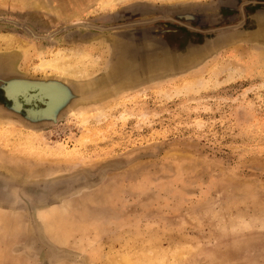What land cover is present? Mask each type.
<instances>
[{
	"label": "rangeland",
	"instance_id": "obj_1",
	"mask_svg": "<svg viewBox=\"0 0 264 264\" xmlns=\"http://www.w3.org/2000/svg\"><path fill=\"white\" fill-rule=\"evenodd\" d=\"M136 20V56L77 25ZM145 263L264 264V0H0V264Z\"/></svg>",
	"mask_w": 264,
	"mask_h": 264
},
{
	"label": "water",
	"instance_id": "obj_2",
	"mask_svg": "<svg viewBox=\"0 0 264 264\" xmlns=\"http://www.w3.org/2000/svg\"><path fill=\"white\" fill-rule=\"evenodd\" d=\"M180 16L184 17L186 20L194 19L193 16L189 13ZM149 22H151V20H136L128 21L119 25L113 24L110 26H98L91 23L81 22V24L77 25H80L82 28L94 29L98 31L114 30L116 32V36L121 40V43H125V52L128 55L136 56L138 55V52L143 53L149 48L148 46L145 47L139 44L143 41H146L144 36L143 38H140L139 36L133 38L135 34L142 33V31L139 29H122H127ZM151 35L154 36L153 32L151 33ZM138 44L141 47H139ZM132 45H138V47H132ZM150 45L160 44H158V42H152ZM2 83L4 97L11 102L13 109L17 111L23 110L26 115L32 119L45 118L54 120L56 112L69 101L71 96L69 88L57 81H28L22 79H13L4 81ZM53 89H55L56 91L60 90L65 92V95L61 100L53 97Z\"/></svg>",
	"mask_w": 264,
	"mask_h": 264
},
{
	"label": "bare ground",
	"instance_id": "obj_3",
	"mask_svg": "<svg viewBox=\"0 0 264 264\" xmlns=\"http://www.w3.org/2000/svg\"><path fill=\"white\" fill-rule=\"evenodd\" d=\"M114 1H118V0H114ZM150 31H151L150 33L153 32L152 29H150ZM146 34H147L146 32L138 33V34H135V36L133 38H135L136 36H139L140 38H143V36H144V38L148 37ZM120 44H122V43H120ZM141 44H143V43H141ZM83 53L84 52H79L80 56H79V58H77V62L76 61H74V62L69 61L68 62V61H66L65 56L58 55L55 58H53L51 61L42 62L41 67L42 66H46V67L50 66V67L54 68V70L62 72V74L66 75V76H68V75L69 76H72V75L76 76V75H79L81 73V69L77 70V68H76L77 64L76 63L81 64V58L85 57V54H83ZM63 55H65V54H63ZM53 90H54V92H62L65 95V92H63V91H60V90L56 91L55 89H53Z\"/></svg>",
	"mask_w": 264,
	"mask_h": 264
}]
</instances>
